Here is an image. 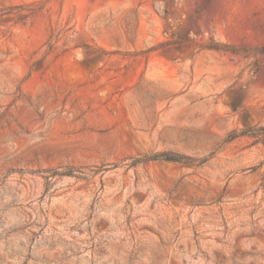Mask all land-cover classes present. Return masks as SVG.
Listing matches in <instances>:
<instances>
[{
  "label": "rangeland",
  "instance_id": "1",
  "mask_svg": "<svg viewBox=\"0 0 264 264\" xmlns=\"http://www.w3.org/2000/svg\"><path fill=\"white\" fill-rule=\"evenodd\" d=\"M0 264H264V0H0Z\"/></svg>",
  "mask_w": 264,
  "mask_h": 264
}]
</instances>
